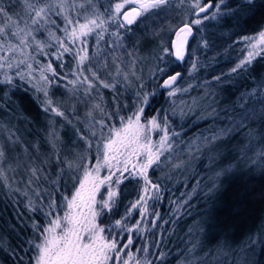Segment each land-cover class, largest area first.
<instances>
[{
    "label": "trees",
    "instance_id": "1",
    "mask_svg": "<svg viewBox=\"0 0 264 264\" xmlns=\"http://www.w3.org/2000/svg\"><path fill=\"white\" fill-rule=\"evenodd\" d=\"M116 1L94 0L101 12ZM211 1L220 3V0ZM0 5L10 12L23 14L22 0H0ZM178 11L173 7L158 16L151 14L147 24L143 22L146 16L138 17L125 27L119 26L120 18L110 21L99 44L95 35L88 37L91 63L86 62L87 68L101 67L109 56L119 59V55L133 54L132 49L145 41L150 34L148 31L154 32L159 27L157 22L161 26L174 19ZM216 11L213 7L207 15ZM56 19L62 26L61 20ZM263 26L264 0H224L215 19L210 16L201 25L193 26L182 62L176 60L170 50L158 61L161 48L170 49L168 37L165 46H160L155 54V67L140 80L133 79L128 84L114 73L100 71L101 78L115 83L116 87L103 88L97 83L90 99L97 100L104 113H92V116H79L78 106L72 103L73 86L68 82L74 79L76 61L71 54H65L62 61L43 55L45 62L52 61L58 75L47 72L48 82H42L40 89L26 78L15 77L10 84L0 83V123L17 132L27 146H37L44 154L42 161H47L42 165L41 180L35 182L39 195L31 192L24 195L10 181V187L0 181V264H35L34 244L39 243V236L33 224L46 225L42 213L48 210L49 202L55 200L61 205L64 197L70 198L78 184L76 178L83 174V168L69 170L62 161H79L83 156L85 159L80 161L83 165H93L97 143L96 138L89 136L88 125L104 120L108 127H118L120 116L128 117L136 111L137 92L141 96L155 93L149 96L142 118L166 116L172 147L164 152L157 166L148 170L149 179L159 185V198L148 200L143 215L140 210H133L123 221L132 232L124 231L117 239L127 243L131 235L133 244L129 250L151 264H264V156L260 155L264 152V136L257 146L255 159L244 169L238 167L235 158L242 155V151L235 149L236 142L249 127L254 125L264 133V55L255 56L236 72L231 71L241 61V39ZM61 63L63 68L59 66ZM158 68L166 70L164 77L180 73L175 87H185L187 91L180 90L169 96L171 89L158 87L161 81ZM205 87L214 90L209 92L215 101L208 106L214 113L204 112L202 105L193 110H181L184 104L180 100L202 92ZM46 99L52 100L50 107L58 108L64 115L45 111ZM249 108H253L252 113ZM117 112L118 115L110 119L105 115ZM53 130L58 136L56 148L50 143ZM107 130L105 127V134ZM217 130L223 133L217 146L218 155H210L205 150L195 153L187 147L193 137ZM81 135L92 140L90 149L80 139ZM142 187V178L124 179L117 189L116 207L99 222L114 224L124 216L125 210L138 199ZM30 200L39 211L29 209ZM64 210L57 207L55 211L62 215ZM137 222L139 231L133 227ZM119 232L112 228L113 235ZM161 253L164 254L162 259L159 258Z\"/></svg>",
    "mask_w": 264,
    "mask_h": 264
},
{
    "label": "snow or ice",
    "instance_id": "2",
    "mask_svg": "<svg viewBox=\"0 0 264 264\" xmlns=\"http://www.w3.org/2000/svg\"><path fill=\"white\" fill-rule=\"evenodd\" d=\"M223 2L224 0H220L219 4H213L211 0L207 2L189 0L188 11L198 17L203 14L206 20L210 18L207 15L208 11L215 7L217 11L211 15V18L215 19L219 14L220 4ZM179 3L182 5L185 0H179ZM22 6L23 14L10 12L0 5V75L3 77L0 83L10 84L15 77L25 79L23 68L27 69V74L30 76L34 70L32 63L29 62L34 59L33 52L51 55L57 61H62L65 54H71L76 61L74 74L78 76V79L70 80L68 83L83 86L84 94L88 95L97 83L103 88L114 89L116 87L115 83H109L101 78L99 69L88 68L90 76L83 75V69L88 67L86 62L91 63L87 49L88 37L95 35L97 44H99L110 21L116 22L122 17L123 22L119 26L125 27L133 24L138 17L148 14L158 16L166 12L175 6V0H118L105 8L104 12L100 11L94 0H22ZM56 18L61 20L62 26L57 23ZM201 23V19L197 18L190 23H184L176 30V40L172 47L175 49L174 55L177 60H183L185 57V45L188 37L192 35V27ZM42 34L44 39L38 38ZM114 35L118 36L116 33ZM244 39L251 47L247 57L231 69L232 72L245 67L256 55H264V31L256 37H245ZM50 48L54 51L49 52ZM162 51L169 53V48L165 47ZM99 54L98 48L97 55ZM113 59L115 60V57ZM59 66L63 68L64 64L61 63ZM101 67L106 68L107 64ZM195 67L193 63V69ZM40 71L41 80L46 82H48V77L43 74L44 72H51L54 76L58 75L52 67V61L41 67ZM157 71L162 80V83L158 85L159 88L171 89L168 92L169 96H174L177 91H180L175 87L180 73L164 78L166 70L158 68ZM115 75L122 76L125 82L131 83L130 74L122 72L119 66H117ZM131 76L140 80L134 72ZM44 92L47 97L46 89ZM154 94V92L144 93L141 96L140 92H137L136 111L128 117L120 116V127L118 128L114 125L108 127L104 120L93 121L88 125L89 136L96 138L97 143L94 165L91 163L83 165L80 162L85 159L83 156L79 158V161H62L69 170L79 171L83 168V174L76 178L79 186L75 188L70 198L64 197L61 205H57L55 200L49 202L48 210L42 213L47 221L46 225L41 227L39 224H33L39 236V243L34 244L37 251L34 258L35 264H151V261L140 260L129 250L133 244L131 235L128 236L127 243H122L117 236L124 231L132 232V229L127 228L123 221L131 215L133 210L138 209L143 215L146 212L144 206L148 200L159 198V185L149 179L148 170L158 165L161 156L165 151L170 150L172 145L169 143L170 134L166 116L161 119L157 114L142 122V116L149 103V96ZM52 103L51 99H46L45 111L63 116L64 113L58 108L50 107ZM93 110L104 113L100 104L93 105ZM87 115L92 116V111H89ZM105 115H108L110 119L113 115H118V112L105 113ZM105 127L108 129L107 134L104 131ZM155 131L162 132L163 135L160 136L159 141L154 143L151 133ZM7 132V141L10 145L19 143V137H16L12 130L8 129ZM57 139L58 136L53 130L50 133V143L53 148H55ZM80 139L85 141L89 149L92 147V140L89 137L81 135ZM36 150L39 151V148L37 147ZM260 155L264 156V152ZM7 159L5 143L0 142V181L10 187L7 173L15 169L10 164L7 169L5 168ZM134 159L135 163H133ZM45 163H47L46 160L40 164L33 163L27 168L29 185L41 180L44 173L42 165ZM21 166L17 163V167ZM104 169L109 174L101 177L100 172ZM125 173H128V176H125ZM129 177H139L143 180L141 192L137 194L138 199L130 204L124 216L115 220L114 224L102 225L98 221L114 210L119 196L117 189L122 181ZM102 188L104 191H101ZM16 190L19 191V189ZM24 195H27V192ZM37 195H39L38 190ZM98 195L100 199H97ZM28 207L31 211L40 210L39 207L33 205L31 200ZM57 207L65 209L63 215L55 211ZM138 224L139 222L133 226L137 228V231H139ZM113 227L119 229L120 232L113 235ZM143 251L146 253L147 248ZM122 253L124 256L121 255ZM163 256L164 254L161 253L159 258L162 259Z\"/></svg>",
    "mask_w": 264,
    "mask_h": 264
},
{
    "label": "rangeland",
    "instance_id": "3",
    "mask_svg": "<svg viewBox=\"0 0 264 264\" xmlns=\"http://www.w3.org/2000/svg\"><path fill=\"white\" fill-rule=\"evenodd\" d=\"M188 3H189V0L188 1L185 0V3L181 5L179 3V0H175L174 8L179 9V11H178V15L174 19H171L169 21L167 20V22H164L163 24H161V26H160V22H157L159 27L155 29L154 32L148 31L150 34L146 35L145 41L139 44L138 46H134V48L132 49L134 50L133 54L131 53L129 56L119 55V59H115V60L110 59V56H109L108 62L106 63L107 67L106 68L99 67L97 69L112 75L113 73L116 74L117 66H119L122 72H128L130 74V80L135 79V77L131 76L132 72H134L135 75L138 77L145 76L146 74L151 72L152 69L155 67V63H156L155 54L157 53V50L159 49L160 46L162 45L165 46L168 37H169L168 40L170 44L171 40L175 36V29L179 25L184 24V23H190L192 20H195L197 18L201 19V21L205 20L203 18V14L200 15L199 17L198 16L194 17L193 13L188 11ZM150 15L151 14L145 15L146 17L143 20L145 24L150 22V18H151ZM208 16L210 17L211 14H209ZM120 19L123 22L122 17H120ZM261 31H264V26L258 32L247 35L245 37H256ZM245 37L241 39L243 42V44L241 45L243 48V52H242L243 54H242L241 60L247 57L248 50L251 47L249 42L244 39ZM38 38L44 39V35L42 34ZM110 42L111 40H109V45H110ZM162 49L163 48H161V50ZM52 51H54V49L50 50V52ZM164 54L165 53L163 51L160 52L159 54L160 58L158 59L159 62L163 60ZM32 55L34 56V59L30 60L29 62L32 63L34 70L32 71L31 75L29 76L27 74L26 68H23L22 70L25 72V78L29 80L32 84L37 86V88L40 89L42 86V82H44V80H41L40 68L46 65L48 61L45 62V58H42L43 55L37 52H33ZM87 72H89L88 68H87V71L83 72V75L89 76ZM43 74L46 76L47 72H44ZM120 77L123 78L122 76ZM74 79H78V76L75 74H74ZM160 84H161V81H160ZM72 86H73V89L70 90V94L73 96L72 103L78 106V110L80 112L79 116H84L89 111H92V113L95 115L100 113L99 110H93V105L99 104V102L97 100L91 101L90 97H91L92 91L88 95H85L83 86L78 85V84L72 85ZM178 89L185 90L186 88L184 87V89L183 88H178ZM210 90L211 92L214 91L213 88L205 87V89L202 92L197 93V94H192L188 98L180 100V103L184 104L182 105L181 110L185 108L187 110H193L194 108L202 105L204 112L214 113L215 110L210 109L208 107L211 103H214L215 101L213 95L209 92ZM248 111L252 113L253 108H249ZM148 119L142 118V122ZM118 127H120V124ZM8 129L9 128L6 125L0 123V142L5 143V148H6V152L8 156V159L5 162L4 166L7 169L8 165L10 164L12 168L15 169V171H11V170L8 171L7 174H10L8 177L10 179L9 181L15 187V189H19V192L21 191V193L23 194L25 192L37 193V190L39 191V188L35 186V182L31 185L28 184L29 173L27 172V168L30 167L33 163L39 164V162L44 159V154L37 151L36 150L37 146L35 145H31L30 147L27 146L26 143L23 142L22 139L19 137L18 133L14 131L12 132L15 133V136L19 137V143L15 145H10L7 141V135H8L7 130ZM262 132L263 131L258 130V128L253 125L249 127L244 132V134L241 136V139H239V141L236 142L235 149L237 151H242V155H238L235 157L238 161L239 168L244 169L248 164H250L255 159L257 146L259 145V143L261 142L264 136V133ZM161 135H163L162 132L160 133H158V131L152 132L151 139L155 143L159 141ZM213 137H215V139H213ZM222 137H223V133L219 130L215 131L214 133H204V134L193 137L188 142L189 146L187 147L192 148V150L195 153L201 150H205L210 155L214 153L218 155L219 149H217V146L221 143ZM25 149H27V152H25ZM50 151L52 152L53 150L50 149ZM135 162L136 160L134 159L133 163ZM17 163H20L22 166L17 167ZM129 167H131V165ZM108 174L109 173L106 169L100 172L101 177L108 175ZM125 174H128V173H125ZM78 186L79 185L77 184L76 187ZM97 199H98V196H97Z\"/></svg>",
    "mask_w": 264,
    "mask_h": 264
},
{
    "label": "water",
    "instance_id": "4",
    "mask_svg": "<svg viewBox=\"0 0 264 264\" xmlns=\"http://www.w3.org/2000/svg\"><path fill=\"white\" fill-rule=\"evenodd\" d=\"M207 2V1H206ZM212 2V1H211ZM127 10V9H126ZM202 15V14H201ZM194 16H196L195 14H194ZM123 19V18H122ZM126 23V22H125ZM184 24H181V25H179L177 28H176V30H178L180 27H182ZM176 30H175V32H176ZM192 35H193V29H192ZM192 35L191 36H189L188 37V41H187V43H186V45H185V51H186V46H187V44H188V42H189V40H190V38L192 37ZM176 40V36H174V38L171 40V50H172V54H173V56H174V58L176 59V57H175V55H174V52H175V49L172 47V44H173V42ZM179 62H182L183 60H178ZM176 73H174V74H171V75H175ZM164 78H167V77H164ZM161 83H162V80H161Z\"/></svg>",
    "mask_w": 264,
    "mask_h": 264
},
{
    "label": "bare ground",
    "instance_id": "5",
    "mask_svg": "<svg viewBox=\"0 0 264 264\" xmlns=\"http://www.w3.org/2000/svg\"><path fill=\"white\" fill-rule=\"evenodd\" d=\"M193 16H194V14H193ZM195 17V16H194Z\"/></svg>",
    "mask_w": 264,
    "mask_h": 264
}]
</instances>
